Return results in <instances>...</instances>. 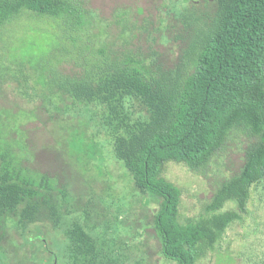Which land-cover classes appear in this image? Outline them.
Wrapping results in <instances>:
<instances>
[{"label":"rangeland","instance_id":"374dc122","mask_svg":"<svg viewBox=\"0 0 264 264\" xmlns=\"http://www.w3.org/2000/svg\"><path fill=\"white\" fill-rule=\"evenodd\" d=\"M70 1L81 23L27 11L0 27V153L7 151L32 181L46 179L64 221L94 225L103 252L117 254L118 264H177L161 254L155 203L146 204L133 190L108 137L60 84L92 75L103 61L120 63L126 57L153 69H173L197 25L193 18L200 16L204 26L214 13L213 0ZM40 57L46 72L38 69ZM257 143L249 128L237 127L201 166L162 165L160 177L180 190L181 224L214 214L209 211L214 193L240 173ZM86 147H95L94 159L80 153ZM225 211L240 217L212 245L201 243L197 264H264V179L250 189L243 212L234 201L218 212ZM59 241L63 233L47 225L38 223L21 235L8 221L0 225L1 264H52L54 254L56 263L64 264Z\"/></svg>","mask_w":264,"mask_h":264},{"label":"trees","instance_id":"16d2710c","mask_svg":"<svg viewBox=\"0 0 264 264\" xmlns=\"http://www.w3.org/2000/svg\"><path fill=\"white\" fill-rule=\"evenodd\" d=\"M213 4L204 26L200 16L193 18L197 25L173 69H153L126 57L120 63L103 61L92 75L60 84L108 137L112 156L129 174L133 190L146 204L155 203L153 227L161 254L177 264H197L201 243L212 245L240 217L218 211L234 201L243 212L250 189L264 179V0ZM27 11L52 19L70 16L67 23L75 17L81 23L70 0H0V27ZM41 57L36 59L40 73L47 69ZM237 127L249 128L257 145L247 152L240 173L214 193L209 205L214 214L181 224L180 190L160 177L162 165L201 166ZM94 148L80 153L94 159ZM0 158V225L13 221L21 235L38 223L61 231L64 264H118L117 254L103 252L94 225L64 221L46 179L38 183L22 175L7 151ZM57 259L54 254L52 264Z\"/></svg>","mask_w":264,"mask_h":264}]
</instances>
